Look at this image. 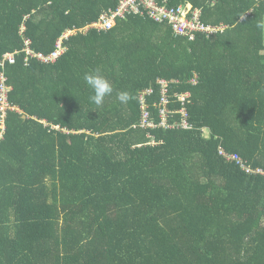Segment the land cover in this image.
Wrapping results in <instances>:
<instances>
[{"label": "trees", "instance_id": "1", "mask_svg": "<svg viewBox=\"0 0 264 264\" xmlns=\"http://www.w3.org/2000/svg\"><path fill=\"white\" fill-rule=\"evenodd\" d=\"M117 1L0 0L19 110L0 142V264H264V176L220 156L264 169V0H171L229 27L193 40L141 16L91 27ZM68 32L55 64L26 65L27 39L48 56ZM96 69L114 89L99 108L84 81Z\"/></svg>", "mask_w": 264, "mask_h": 264}, {"label": "built area", "instance_id": "2", "mask_svg": "<svg viewBox=\"0 0 264 264\" xmlns=\"http://www.w3.org/2000/svg\"><path fill=\"white\" fill-rule=\"evenodd\" d=\"M129 16H141L149 18L157 23H166L170 25L171 31L175 36L186 37L188 40H193L197 33L203 34L209 37L215 33L223 32L228 29L224 25L212 26L203 24L200 20V9L194 8L189 2H185L178 5H172L171 0H118L117 6L112 11H107L100 16V19L95 22L91 27L100 31L111 30L116 21L124 19ZM72 32H68L63 36L56 45V51L51 55L38 54L32 49V42L27 39L25 41V48L22 52L26 58L25 63L29 65L31 61L35 60L37 63L44 65L55 64L65 52L64 38H67ZM18 54H8L4 56L0 68V111L1 124H0V142L4 137L5 119L8 112L19 111L17 107L12 106L9 101V93L12 92V88L8 84V78L6 75L7 66H13L16 64ZM163 92L162 99L158 105L160 124L159 127H168L169 112L167 106L169 105L167 99V83L160 82ZM153 91H144L139 96V101L143 110V122L142 126L146 128H155L157 125L150 119V112L147 107V100L152 96ZM188 96H178L177 101L184 104ZM183 117H186L184 111L181 112ZM182 127H188L186 120L181 121ZM220 156L228 160V162H234L240 166L247 174H255L264 176V169L254 168L245 164L242 158L238 155H230L223 149L220 150Z\"/></svg>", "mask_w": 264, "mask_h": 264}, {"label": "clouds", "instance_id": "3", "mask_svg": "<svg viewBox=\"0 0 264 264\" xmlns=\"http://www.w3.org/2000/svg\"><path fill=\"white\" fill-rule=\"evenodd\" d=\"M256 27L264 30V21H257ZM84 81L88 88L91 90L90 100L96 105L97 108L104 104L105 98L110 96L114 89L110 81L101 73L100 69H96L91 73L84 75ZM131 95L127 91H120L117 93V99L121 104H127Z\"/></svg>", "mask_w": 264, "mask_h": 264}]
</instances>
